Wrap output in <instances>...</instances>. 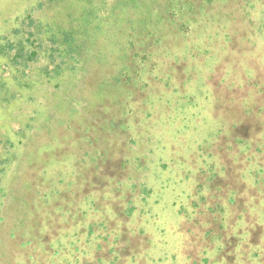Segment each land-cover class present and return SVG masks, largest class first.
Wrapping results in <instances>:
<instances>
[{
  "label": "rangeland",
  "instance_id": "1",
  "mask_svg": "<svg viewBox=\"0 0 264 264\" xmlns=\"http://www.w3.org/2000/svg\"><path fill=\"white\" fill-rule=\"evenodd\" d=\"M0 264H264V0H0Z\"/></svg>",
  "mask_w": 264,
  "mask_h": 264
},
{
  "label": "trees",
  "instance_id": "2",
  "mask_svg": "<svg viewBox=\"0 0 264 264\" xmlns=\"http://www.w3.org/2000/svg\"><path fill=\"white\" fill-rule=\"evenodd\" d=\"M83 33V34H82ZM80 33V35L75 34L73 31L71 30H65L63 31V34H61L60 38L62 39L64 37L65 40H69V42L73 45V46H78L79 45V41H77V39L83 37L85 38V35L87 34V32H82ZM82 35V36H81ZM77 38V39H76ZM75 48V47H74Z\"/></svg>",
  "mask_w": 264,
  "mask_h": 264
}]
</instances>
